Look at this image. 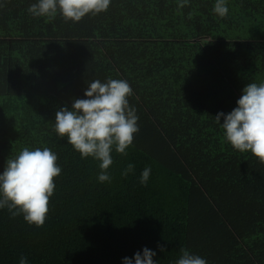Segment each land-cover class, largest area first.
<instances>
[{
	"label": "trees",
	"instance_id": "trees-1",
	"mask_svg": "<svg viewBox=\"0 0 264 264\" xmlns=\"http://www.w3.org/2000/svg\"><path fill=\"white\" fill-rule=\"evenodd\" d=\"M32 3L0 0V172L25 147L51 149L62 172L43 227L0 210V264H122L145 247L157 264L181 248L208 264H264V163L214 118L264 83V0H227L224 18L215 0H111L79 23L33 17ZM109 78L131 86L140 131L99 183V162L54 121L89 80Z\"/></svg>",
	"mask_w": 264,
	"mask_h": 264
},
{
	"label": "clouds",
	"instance_id": "clouds-1",
	"mask_svg": "<svg viewBox=\"0 0 264 264\" xmlns=\"http://www.w3.org/2000/svg\"><path fill=\"white\" fill-rule=\"evenodd\" d=\"M186 3L187 0H181L179 6ZM110 4L111 0H35L27 11L36 18L53 19L60 15L65 21L79 23L86 16L106 12ZM213 12L220 18L226 17L227 0H215ZM86 84L85 98H74L70 107L56 112L54 131L59 138H66L82 159L99 162L98 182L110 183L112 152L126 156L140 131L139 117L128 99L133 94L132 88L126 80L112 78L91 79ZM236 105L229 113H217L215 123L222 128L225 140L234 150L250 152L258 162L264 163V83H248ZM57 161L58 156L48 147H25L8 158L0 172V210L7 208L12 218L22 215L29 226L43 227L56 188L55 179L62 172ZM134 169L135 165L130 163L122 175L127 176ZM151 172V167L145 166L139 181L142 186H147ZM156 255L145 247L131 258L124 257L122 264H157ZM19 264H29L28 258L21 256ZM174 264L208 262L181 248Z\"/></svg>",
	"mask_w": 264,
	"mask_h": 264
}]
</instances>
